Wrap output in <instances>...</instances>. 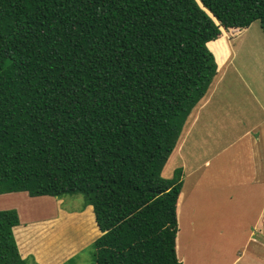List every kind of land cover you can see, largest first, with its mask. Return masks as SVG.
I'll use <instances>...</instances> for the list:
<instances>
[{
	"label": "trees",
	"instance_id": "trees-1",
	"mask_svg": "<svg viewBox=\"0 0 264 264\" xmlns=\"http://www.w3.org/2000/svg\"><path fill=\"white\" fill-rule=\"evenodd\" d=\"M255 20L264 0H0V194H83L95 264H183L184 168L163 170L217 73L210 43ZM20 223L0 209V264H28Z\"/></svg>",
	"mask_w": 264,
	"mask_h": 264
},
{
	"label": "rangeland",
	"instance_id": "rangeland-1",
	"mask_svg": "<svg viewBox=\"0 0 264 264\" xmlns=\"http://www.w3.org/2000/svg\"><path fill=\"white\" fill-rule=\"evenodd\" d=\"M221 35V39L210 43L218 62L217 73L206 95L187 118L182 134L186 141L181 150L177 146L166 163L163 170L166 177H171L177 167L185 163L191 167L213 153L214 149L206 146V143L210 145L209 142L214 146L221 142V151L226 156L224 162L229 165L226 172H236L237 166L242 167L237 169L238 174L252 172L254 164H251L250 156L253 149L245 132L256 121L262 124L264 118V31L260 20H255L243 29L222 27ZM203 102L205 105L194 121ZM261 134L262 131L260 137ZM261 145L264 146V138ZM195 151L197 156H194ZM189 155L195 160L191 157L193 162L187 163ZM250 183L248 179L239 190L247 191ZM88 207H85L81 193L64 197L30 196L24 191L0 194V209H16L24 222L38 221L34 224L37 228H50L23 249L37 246L26 257L28 264H95L94 242L103 231L96 224L99 234L95 235L88 214L92 209L91 212L84 211ZM47 216L49 218H45ZM53 218L52 223L43 222ZM237 221L229 222L235 229L229 236L220 234L216 228L210 233H202L201 226L195 229L192 240L187 243L182 232L181 257L187 264H264V233L259 232V228L264 227V220L260 226L252 227L253 235L245 230V224L238 230ZM250 223L253 224L251 220ZM30 233L27 231L23 239Z\"/></svg>",
	"mask_w": 264,
	"mask_h": 264
},
{
	"label": "crops",
	"instance_id": "crops-1",
	"mask_svg": "<svg viewBox=\"0 0 264 264\" xmlns=\"http://www.w3.org/2000/svg\"><path fill=\"white\" fill-rule=\"evenodd\" d=\"M205 102L200 105V108L195 113L194 121L198 118L199 111L205 105ZM261 131L262 134L260 137ZM182 134L183 130L177 144V146L179 145V150L182 149V145L184 141H186L185 136ZM245 136L248 137L247 141L251 142L253 149L252 157L249 154L251 164H254L251 174H238L237 169H242L240 166H237V169H235L236 172L234 173L225 171L226 167L229 165H226L224 162L226 156L223 151H221V142L216 143V146L212 145L211 142H209L210 145L206 143V146L214 149L213 153L208 156L206 155L204 159L198 161L191 167H188L186 163L182 166L184 168V184L179 207L180 230L178 233V254L183 264H187V262L184 257H181L180 241L182 232L186 236L185 240L187 243L192 240V235L196 232L195 229L201 226L202 233H210L212 229L216 228V231L220 234L229 236L235 232L233 224L229 222L236 219L239 220L237 221L238 230L245 224V230H249L248 233L253 235L252 227L256 228L260 226L262 224L261 220H264V146L261 145V139L264 138V118L262 124L260 121L254 122V125L250 126L245 132ZM202 137L203 136L200 138ZM204 139L206 142L208 141L206 138ZM204 139L200 141L203 142ZM236 144H238V142H236ZM196 153L195 151L194 156H197ZM191 157L193 156H187V163L190 161L193 162ZM197 160H199V157H197ZM248 179L251 183L247 185V187L249 186L251 193H248L249 189L245 192L240 191L239 187H243L244 182ZM91 209L92 213H88L91 215L89 216L91 218L90 221H92L90 225L95 235H97L99 234L96 227L98 223L96 220L95 222L93 220V218L96 219L93 205H89L84 211L87 212ZM45 218L49 217L47 216ZM54 219L55 218L44 220L43 222L52 223ZM250 220L253 224L250 223ZM37 223L38 221L24 222L21 219V223L14 227L19 249L24 258L29 256L30 253H33L37 246L28 247L25 251H23V249L34 241L36 237H39L41 234L43 235L45 231H50V228L44 229L46 227L39 226V228H37V226L34 225ZM27 231L31 233L23 239ZM261 231L264 233V227L259 228V232ZM250 239L251 237L248 241H250ZM262 244L264 246V242H262ZM238 258L239 257L236 258V262Z\"/></svg>",
	"mask_w": 264,
	"mask_h": 264
}]
</instances>
